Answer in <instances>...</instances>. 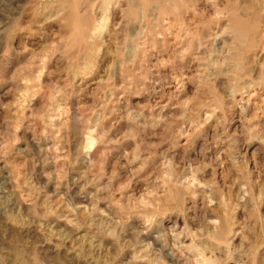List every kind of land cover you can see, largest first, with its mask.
I'll list each match as a JSON object with an SVG mask.
<instances>
[{
  "label": "clouds",
  "instance_id": "1",
  "mask_svg": "<svg viewBox=\"0 0 264 264\" xmlns=\"http://www.w3.org/2000/svg\"><path fill=\"white\" fill-rule=\"evenodd\" d=\"M0 264H264V0H0Z\"/></svg>",
  "mask_w": 264,
  "mask_h": 264
}]
</instances>
